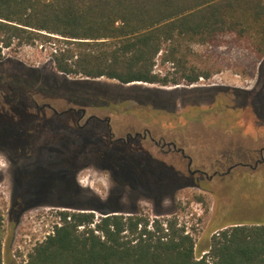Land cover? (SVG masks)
I'll return each instance as SVG.
<instances>
[{
  "label": "trees",
  "instance_id": "1",
  "mask_svg": "<svg viewBox=\"0 0 264 264\" xmlns=\"http://www.w3.org/2000/svg\"><path fill=\"white\" fill-rule=\"evenodd\" d=\"M225 34L246 39L257 55L264 56V0H0L1 48L37 43L54 47V71L46 76L37 68L7 61L18 71L3 69L0 74L6 103L21 112L29 94L37 96L39 103L51 99L74 110L91 106L118 113L141 111L154 125L160 120L167 126L168 117L176 112L157 108L156 103L165 102L158 93L109 89L94 80L106 78L123 86L135 82L194 84L199 78H208L214 69L194 59L197 55L191 47L209 45ZM158 57L160 66L170 64L173 73L156 70ZM205 92L213 93L214 105L231 115L248 108L251 94L214 87ZM132 102L138 106H131ZM46 127L51 130L54 125L42 111L36 116L25 111L10 123L0 118V151L12 163L23 159L29 164L39 161L41 152L62 154L71 147L72 154L57 158L50 173L40 172L41 194L50 190L49 185L58 184L64 196L74 199L78 190L75 174L86 165L108 171L113 187L97 219L93 212L61 211L60 223L33 247L25 264H264V162L261 170L238 174L224 184L228 211L247 207L248 217L217 225L201 256L195 253L192 236L175 218L150 221L139 214L123 216L118 202L125 194L151 200L158 216L166 196L187 185L209 190L210 181L191 179L173 160L154 153L137 154L103 142H91L86 158L82 155L86 142L72 148V142L82 136L74 138L67 131L51 132L43 144L39 134ZM32 163L27 173L34 169Z\"/></svg>",
  "mask_w": 264,
  "mask_h": 264
},
{
  "label": "rangeland",
  "instance_id": "2",
  "mask_svg": "<svg viewBox=\"0 0 264 264\" xmlns=\"http://www.w3.org/2000/svg\"><path fill=\"white\" fill-rule=\"evenodd\" d=\"M52 48L54 47L40 43L22 48H17L15 45L10 48H1L0 44V64L4 63V66L0 65V74H2L3 69L11 72L18 71V68L7 62L10 60L18 61L29 68H37L44 76L49 75L54 71L51 56ZM191 49L197 55L194 59L198 62L202 60L214 69L208 78H199L196 83L191 85L182 82L179 85L167 86L145 83L123 86L115 80L106 78L94 80L109 89L123 91L125 89L132 91L147 89L150 92L160 94L159 96H175L174 112L176 115L168 117L167 126L160 120H157L158 126L154 125L153 119L147 118L145 113L141 111L139 113H118L108 111L106 108L87 109V116L95 115L101 119L110 116L113 138L124 137L131 129L142 133L144 128L152 129L156 136L168 135L170 138H176L177 143L179 142L178 144L185 148V153L192 157V170L204 165L208 175H211L213 171L209 162L220 158L222 152L227 150L233 152L239 146H242L243 150H249L251 157L244 159L243 162L253 166L258 159L257 150L264 146V125H261L262 120L260 118L261 113L264 118V56L257 55L246 39L231 34L218 36L209 45H193ZM156 59V70L173 71L170 69V64L161 67L159 57ZM67 78L70 80L83 79L78 76H67ZM212 87L251 93L248 108L238 115H231L229 111L218 108L214 105L213 93L202 91ZM42 102L50 103L59 111L66 107V103H61V101L40 99V103ZM7 106L0 94V109L4 113L8 108ZM252 109L256 114L253 113ZM30 110L34 111L32 106H30ZM45 114L54 127L51 130L46 127L47 129L39 134V140L43 144L51 132L68 130L73 132L74 138L77 136L79 138V134L75 132L79 127L76 125L77 117L66 115L54 117L49 110H46ZM87 116L79 122L80 126L84 125ZM220 120H226L229 124L222 123ZM83 128L84 131L80 133L83 137L73 141L72 148H79L81 142H86L85 151L82 155L88 158L91 153L90 143L94 141L108 142L109 137L104 123L92 120ZM146 142L149 140L147 139ZM140 143L141 141L136 140L133 145L138 146ZM147 147L154 153V147ZM70 154H72L71 147L64 150L62 154L49 155V153L41 152L38 166L41 170L49 169L55 158ZM178 156L171 154L169 159L170 161L173 160L175 164L177 163L176 166L179 170L187 175V161H183ZM172 157L175 159H171ZM237 161L234 158V163ZM30 163L28 164L23 159L17 163H12L7 154L0 151L2 264H25L33 247L53 233L54 226L60 223L59 213L61 211L93 212L95 219L100 217L101 214L98 211L113 187L111 178L106 171L86 165L75 174V184L78 190L74 199L64 196L63 187L58 184L53 187V184L49 185L47 189L50 190L41 194V180H39L37 186L28 187L27 194H23L22 198L26 201L25 206L15 208L13 207V199L17 190L19 192L25 190L24 184L26 185L31 180L29 178L32 177V174L27 173L24 176L25 181L23 180L17 189L16 169L19 167L28 168ZM261 163L256 168L238 167L229 175L216 176L213 181H210L209 190L186 186L174 194L166 196L161 202V214L158 216L155 213L154 202L144 198L136 200L125 194L119 200L118 206L123 216L139 214L147 217L150 221L156 218L161 220L175 218L179 225L185 227L186 233L192 236L195 243V253L202 256L209 246L217 225L225 220L246 219L248 217L247 207L240 206L233 211H228L230 208L229 200H227L226 191L222 187L224 184H230L238 174L248 175L254 173L255 170H261ZM228 165L226 164L220 172H225ZM68 202L73 204L69 208ZM90 209H95V211Z\"/></svg>",
  "mask_w": 264,
  "mask_h": 264
},
{
  "label": "flooded vegetation",
  "instance_id": "3",
  "mask_svg": "<svg viewBox=\"0 0 264 264\" xmlns=\"http://www.w3.org/2000/svg\"><path fill=\"white\" fill-rule=\"evenodd\" d=\"M202 91H207V90L205 89ZM4 93H5V91H4V78L1 77V79H0V94L2 95V98L4 99V101L7 102L8 99H7V96H4ZM24 95H26V94L24 93ZM26 97H27L26 99H27L28 103H27L26 107H24L25 110L23 109V111L18 112L16 110H14L12 106L8 105L7 106L8 108H7V110H5V113L3 112L2 109H0V118L1 119L5 118L6 123H10V121H12V119H15L18 116H21L23 113H25V111L28 113V115L30 113H32V114H35V116H36L41 111L43 113H45L46 110L51 111L52 115L54 117H56V116L61 117V116H65V115L70 116V117L75 116V117H77L76 125L79 126L75 132H77L79 134V136H82V137H83V135H80V133L84 131L83 127L88 125L89 122H91L92 120H95L99 123H104L106 126L109 141L103 142V143L111 145V146L127 147L129 149H132V151L134 153H137V154H142V153L151 154L152 151H150L147 146L154 147L155 148L154 154H156L157 156L161 157L164 160H168L170 158L171 154H174L177 156L179 155L178 157L180 159H182L183 161L184 160L187 161V163H186L187 175L191 179H194V180L196 178H198V180L213 181L216 178V176L224 177L225 175H229L231 172H233V170L237 169L238 167L256 168L259 163L264 161V146H262L260 149L257 150L258 151V159L255 161V164L253 166H251L248 163L243 162L244 159H248L251 156L249 154L250 152L248 149L243 150L242 146H239L233 152L231 150H227V151L222 152L219 156L220 158L215 159L213 162H209L210 168L213 169V171H212L211 175H208V172L206 171V167L204 165H201L200 167L194 168L192 170L193 159L191 156H189L185 153V148L183 146L179 145L178 144L179 142L177 143L176 138H170L168 135L156 136L155 131H153L150 128H144L142 133L138 132V131H133V129H131L130 131H128L125 134L124 137L119 136V137L113 138L114 133L112 132L111 126H110V116H108L105 119L98 118L95 115L87 116L88 115L87 109L92 108L91 106L90 107L86 106V108L83 107L79 110H74L72 108L65 107V109L59 111V110L55 109L50 103L43 102V104H40L38 101H36L37 96H31V95L27 94ZM160 97L164 98L165 102L156 103L157 108L164 110L166 112L175 111L174 110V106L176 103L175 96H172V97L160 96ZM213 98H214V102H215L216 96ZM184 104H186V103H184ZM132 105L138 106L136 102H132L131 106ZM30 106H32L34 111L30 110ZM86 116H87V118L85 120L84 125L80 126L79 122ZM261 124L264 125V121H262ZM66 131L69 134L73 133V132L68 131V130H66ZM147 139L149 140V142H146ZM136 140L141 141V143L138 146L133 145V142H135ZM50 153L51 154H49V155L55 154L54 152H50ZM234 158H236L238 160L235 163H234ZM56 160H57V158L54 159L53 165L49 166L50 168L46 169V170H41L39 168L38 160L34 159L31 161L34 163V164L32 163L34 165L33 166L34 169L31 172H29V174H32V177L29 178V180L31 179L32 181L30 180V181H28V183L26 185L24 184V187H26L25 190L23 189V191H21V192H19L17 190V192H19L18 193L19 197L17 196L18 199L15 202L13 200V206H14V204L16 207L17 206L21 207L22 205L25 206L26 201L22 198L23 194H27L28 187L31 188V186H33V185H36V186L38 185L39 180H41V179H38L40 172L46 171L47 174L50 173L52 167L56 165ZM239 160H242V161H239ZM10 162H12V161H10ZM226 164H229L226 167V171L221 173L220 171L226 166ZM27 170H28V168H26V167H24V168L19 167L17 169V171H19V174H18L19 178L17 179L18 182L16 181L17 189L20 186L21 182H23V180L25 181L24 176H26V174L28 172ZM102 171H106V170H102ZM106 172L109 175V172L108 171H106ZM22 177H23V179H22ZM192 182L193 181H190V184H193ZM41 183H42V181H41ZM188 184H189V182H188ZM187 186L197 187L196 185H187Z\"/></svg>",
  "mask_w": 264,
  "mask_h": 264
},
{
  "label": "water",
  "instance_id": "4",
  "mask_svg": "<svg viewBox=\"0 0 264 264\" xmlns=\"http://www.w3.org/2000/svg\"><path fill=\"white\" fill-rule=\"evenodd\" d=\"M86 80H89L88 78H86ZM136 84H139L140 82H135ZM127 85H129V84H127Z\"/></svg>",
  "mask_w": 264,
  "mask_h": 264
},
{
  "label": "bare ground",
  "instance_id": "5",
  "mask_svg": "<svg viewBox=\"0 0 264 264\" xmlns=\"http://www.w3.org/2000/svg\"><path fill=\"white\" fill-rule=\"evenodd\" d=\"M131 84H136V83H131ZM146 84V83H145Z\"/></svg>",
  "mask_w": 264,
  "mask_h": 264
}]
</instances>
